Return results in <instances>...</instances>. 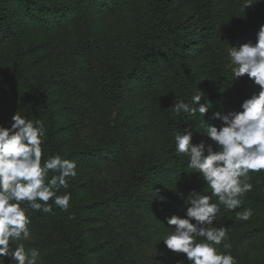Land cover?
I'll use <instances>...</instances> for the list:
<instances>
[{"label": "rangeland", "instance_id": "rangeland-1", "mask_svg": "<svg viewBox=\"0 0 264 264\" xmlns=\"http://www.w3.org/2000/svg\"><path fill=\"white\" fill-rule=\"evenodd\" d=\"M90 23V34L103 46L92 54L84 49L75 50V43L71 42L75 31L67 26L76 23L62 15L48 19L41 26L16 17L12 28L0 32V125L9 127L15 112L25 116L17 99L5 92L15 83L11 75L15 47L29 49L40 44V48L26 55L32 76L31 91L36 95L34 85L40 86L48 80L46 100L53 112V128L61 143L62 156L66 158L77 151L87 153L69 158L77 164V176L70 181L77 197L74 203L81 207L77 211L79 225L75 226L72 201L67 211H53L56 213L53 217L29 209L32 237L23 243L27 246L42 241L52 231L66 229L73 235H81L87 247H95L84 255L85 264H177L183 254L167 250L161 240L172 230L166 218L184 214L188 194L180 193L176 178L167 173L173 160L166 154L167 139L156 105L140 83L130 84L116 103H110L99 93L110 60L111 42L117 45L119 60L128 62L124 56L127 39L132 35L129 19L123 12L95 11ZM164 63L150 64L158 72L161 83L172 80L177 70L183 69L193 73L189 81L192 91H217L202 57L193 55L189 60L176 59L162 66ZM162 91L163 95L167 94V90ZM210 103L205 120L219 125V121L211 119V114L222 107ZM205 126L203 119L194 131L203 134ZM202 138L195 135L194 142ZM156 162L163 164L165 170L136 185L130 177L132 169ZM250 176L253 191L242 197V207L253 210L251 219L239 221L235 211L221 205L214 224L229 229L227 242L232 245L230 251L237 264H264V200H261L264 190L256 180V173ZM193 187L202 194L211 192L198 179V174ZM65 191L69 188H61L59 194ZM22 206L26 207V203ZM59 246L42 252L38 264H45V260L64 263V243ZM220 251L227 250L221 247Z\"/></svg>", "mask_w": 264, "mask_h": 264}, {"label": "trees", "instance_id": "trees-1", "mask_svg": "<svg viewBox=\"0 0 264 264\" xmlns=\"http://www.w3.org/2000/svg\"><path fill=\"white\" fill-rule=\"evenodd\" d=\"M250 2L252 7L245 9L242 7L244 0H0V32L12 28L13 19L16 17L26 18L30 24L41 26L48 19L62 15L76 23L67 26L75 31L71 38V42L75 43V50L78 52L84 49L92 54L99 52L103 47L96 37L90 34L92 14H95V11L123 12L129 19L128 29L132 32L127 39L128 46L124 56L128 58V62L122 63L119 60L117 45L111 42L110 60H107L99 93L110 103H116L130 84H141L145 92L152 97L163 122L167 139L166 154L173 160L167 173L176 178L179 192L187 195L197 189L193 187L197 174L188 167V157L175 151L174 137L188 127V124L194 130L204 118L200 117L199 113L195 117L187 114L173 115L169 107L180 100L190 102L191 96L198 90L190 89L189 81L193 75L191 71L178 69L172 80L167 79L161 83L158 72L150 64L165 62L162 65L165 66L176 59L185 61L193 55L202 57L217 88L214 93L204 92L205 99L218 103L226 112L241 110L242 101L253 91H257L258 86H252L246 77L239 79L240 82H233L231 68L228 67L227 49L249 41L255 43L256 33L260 25L264 24V0ZM40 47V44L29 49L15 47L16 51L11 59V75L15 83L5 92L17 99L27 119L44 123L46 139L42 144L43 164L50 156L59 154L64 157L61 143L53 128V112L50 111L46 100L48 80L43 81L40 86L34 85L36 95L31 91L32 76L26 55ZM162 90H167V94L163 95ZM203 102L204 99L201 100V103ZM86 155L85 152L77 151L67 155L65 159ZM164 170V165L159 162L148 163L133 168L130 177L136 185H140L152 174H159ZM256 180L264 190V171L256 173ZM68 188L72 194V212L75 214L77 227L80 222L77 211L81 207L74 203L77 197L73 193L75 188L70 179ZM261 200H264V197ZM55 210L59 208L53 205V211ZM53 211L46 213L47 217L56 216ZM60 243H64L66 259L64 263L59 264H85L84 255L95 248L87 247L81 235H73L66 229L62 232L52 231L42 241L28 243L25 248L38 249L41 254L61 247ZM54 262L45 260V264H56Z\"/></svg>", "mask_w": 264, "mask_h": 264}, {"label": "clouds", "instance_id": "clouds-1", "mask_svg": "<svg viewBox=\"0 0 264 264\" xmlns=\"http://www.w3.org/2000/svg\"><path fill=\"white\" fill-rule=\"evenodd\" d=\"M242 7L251 8L250 0H244ZM227 57L233 82L246 77L252 86H258L242 101L241 110L214 111L211 119L220 123L208 124L205 117L211 103L201 90L190 102L180 100L169 107L173 115L195 117L199 113L204 118L203 134L188 124L175 135V151L188 157V167L211 190L210 194L192 190L184 214L166 218L172 230L161 241L172 253L183 254L177 264H237L227 242L229 229L216 227L214 222L221 205L235 211L239 221L251 219L253 210L242 207V197L253 191L250 173L264 171V24L255 43L230 46ZM195 135L203 138L194 142ZM45 139L44 123L18 112L12 115L9 127L0 125V264H6V258L8 264H38L39 250H26L23 243L32 237L29 209L51 213L55 205L67 211L72 200L71 192H59L68 189L69 179L77 176V164L59 154L42 164ZM221 247L227 251H220Z\"/></svg>", "mask_w": 264, "mask_h": 264}]
</instances>
